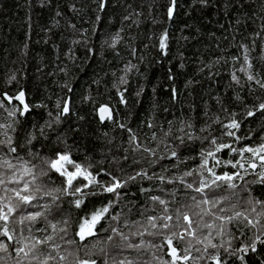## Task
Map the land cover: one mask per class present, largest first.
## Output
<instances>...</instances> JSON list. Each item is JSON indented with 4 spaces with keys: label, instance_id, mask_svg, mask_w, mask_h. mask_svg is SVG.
<instances>
[{
    "label": "trees",
    "instance_id": "1",
    "mask_svg": "<svg viewBox=\"0 0 264 264\" xmlns=\"http://www.w3.org/2000/svg\"><path fill=\"white\" fill-rule=\"evenodd\" d=\"M262 84L264 0H0V196L17 204L4 188L31 180L25 174L20 184L7 182L22 165L36 176L35 206L0 221V232L6 223L13 237L0 235L7 245L0 264H40L49 256L48 264H173V247L188 257L175 264H264V167L241 152L264 144ZM105 106L111 119L99 116ZM233 120L238 129L228 127ZM218 144L236 151L216 152ZM209 151L215 158L204 164ZM57 153L104 184L115 177L125 186L118 195L96 185L85 192L99 195H67L65 178L44 163ZM145 171L151 179L137 175ZM213 172L243 179L230 182L236 187L211 184ZM201 181L211 185L202 193ZM77 198L87 207L76 208ZM104 207L97 235L81 241L79 223ZM35 211L44 216L19 223ZM49 236L35 255L18 253Z\"/></svg>",
    "mask_w": 264,
    "mask_h": 264
},
{
    "label": "snow or ice",
    "instance_id": "2",
    "mask_svg": "<svg viewBox=\"0 0 264 264\" xmlns=\"http://www.w3.org/2000/svg\"><path fill=\"white\" fill-rule=\"evenodd\" d=\"M172 15V9L169 10V16ZM167 39V36L165 34L164 38L161 41L160 47L161 49H164L166 47V44L164 43V41ZM243 71V69H241ZM233 79H236L235 76H233ZM249 80L253 79L252 75L248 76ZM257 83H260V81H257ZM261 87H264V84L261 85ZM23 93H20V96L16 97L17 99H22L23 98ZM260 109H264V104L260 105ZM25 110H27V105H25ZM62 111L64 113L69 112V108L67 107V104L65 105V107L62 109ZM101 119H104L103 114L107 111H109L106 108H102L101 110ZM249 116L254 115L253 112H249L248 113ZM110 118V116H109ZM59 120V118L57 117V121ZM121 127H124V125H121ZM230 128H236L238 129L240 127L239 123H237L235 120H233V122L228 126ZM229 135H232L231 132L228 133ZM133 139H135V137H133ZM0 143H4L3 141H0ZM8 143H11V138H9ZM211 143L216 144V141L213 139L211 141ZM225 148H229L231 149V145L228 144H218L216 145V152L221 151L222 149ZM145 151H150L149 149L145 148ZM232 151H236L235 149H231ZM11 152H15L16 149L15 148H10ZM241 152H249L252 153L253 156H257L259 157V159L261 160L262 164L261 166L264 167V155H261L262 153H264V144L260 145L258 148H252V147H246L243 148L241 150ZM154 154V153H153ZM173 156H176L177 153L175 151L172 152ZM201 155L203 156L204 153L202 152ZM213 157L215 158V153L209 151L204 159V164H207V157ZM8 168L10 169H14L16 168L15 165H13L12 163H10L9 161H5L4 162ZM44 163L48 166L49 170H54L56 173H58L61 177H64V183L66 184V188L63 189V191L70 196H77V194H80L81 197H85L88 195L91 196H96L99 195L100 193H97L95 191L92 192H85V189H89L90 187L96 185L99 186L102 189L103 193H115V194H119L118 193V189H121L125 186V184H122L120 182V180L116 179L115 177H112V180L108 183V184H104L101 181H99L97 179V175H94L91 171H89L88 169L82 167V165H80L79 163H76V161L71 157V155H69L68 153H57L56 154V158L55 159H49V160H45ZM228 163H231V161H229ZM69 166H71L72 169L74 170H69ZM236 164H233L232 167H236ZM240 167H243V165H240ZM251 167L255 168L256 164L255 163H251ZM208 171H212L211 169H208ZM247 171V170H245ZM28 175L31 177V180H25L23 181V186L21 188H12V189H8V188H4L5 193H7L8 191H11L13 193V197L17 200V204L13 205L12 204V197H6V196H0V221H5L7 222L9 215L14 212L16 210L17 207H21L24 205H33V201L36 199V196L33 194V192L30 190V184L35 182L36 176L33 173V169L31 167H28L26 164L22 165L20 168V175H17L16 172L13 173V175L11 177H8L7 182L9 183H15V184H20L21 181L23 180V175ZM191 172H186L185 175H191ZM41 175H47V172L45 171H41ZM137 175H143L144 177H147L148 179H151L152 177L147 176V172H143V173H138ZM212 175L215 177V179H213L211 181V184H216V181H223L226 184H229V186L231 187H236L235 184H231L230 182L233 181L235 178L239 177L240 179H243V177H241L239 175V173H236L235 175H229L228 173H224L223 175L220 176H216V174L213 172ZM261 178H262V182H264V173H261ZM136 177H129V179L131 180H135ZM80 180V183H77L74 185V181ZM161 180H163V177H160ZM171 182V181H169ZM6 183V181L3 178H0V185H4ZM126 183V182H125ZM211 185L201 181L200 182V186L196 188L197 192H204V189L206 187H210ZM189 188L192 187L191 184L188 185ZM41 189L39 186H37L36 191L39 192ZM70 190V191H69ZM55 191L59 192L61 191V189H56ZM45 195L51 196L53 201H55L56 199H58L57 196H54L53 193L51 191H46L44 193ZM153 199L159 200V197H153ZM159 202L161 204H165L164 200H159ZM71 203H74L76 208H80L82 205H84L85 207H87L85 205V200L83 198H77L74 201H71ZM201 203H209V201L207 199H203L201 201ZM212 203H215V201H213ZM35 206V205H33ZM46 210H50V206L49 205H44ZM5 208L7 209V211H5ZM57 210H59L58 206H57ZM108 212V208L104 207L101 208L97 211H94L90 214V217H86L83 219L82 223H79V230L76 233V235L79 236L80 240L83 241L85 240L87 237H92V236H96L97 235V231H96V225L100 223V221L104 218L105 213ZM237 216H240L241 213H236ZM44 213L40 212V211H35V212H30L28 215L26 216H22L19 223L23 224L24 221H36L39 218L43 217ZM155 217L150 218V223L152 224L153 227H155ZM161 219H168L170 220L171 217H162ZM184 219L189 221V226L191 225V220L190 218L185 215ZM227 219H232V217H228ZM66 223V221H65ZM207 227H211V225H206ZM51 227L53 229L56 228V225L53 224L51 225ZM163 227H168L167 224H164ZM61 231H63V229H61ZM100 231H104L103 228H101ZM194 235V233H192ZM0 235L7 237V239L11 240L13 237L9 234V231L7 229L6 223H5V227L3 229L2 232H0ZM52 237L49 236L47 237V239L45 241H36L35 243H33L30 247L28 244H25L24 247L18 249V253L19 252H24L25 257H27L29 255V252H33L36 248V244L38 243H47L49 240H51ZM71 243V241H69ZM168 244L171 245L172 244V240L171 238H168ZM129 247H132L131 244L128 245ZM212 247H216V245H212ZM28 248L29 251L25 252L24 249ZM254 248V246H253ZM0 251H7V245L6 244H2L0 243ZM172 252V257H173V264H175V261L177 259H184L187 260L188 257L187 255H185L184 257H179L177 255V249L175 247H173L171 249ZM35 255V253H34ZM36 259H39V256H35ZM51 257H46L45 259H43L40 264H48V260ZM61 259H65V257H61ZM79 264H96V261L94 260H80ZM120 264H124L123 261L120 262ZM129 264H131V262H129ZM217 264H219V261H217Z\"/></svg>",
    "mask_w": 264,
    "mask_h": 264
},
{
    "label": "water",
    "instance_id": "3",
    "mask_svg": "<svg viewBox=\"0 0 264 264\" xmlns=\"http://www.w3.org/2000/svg\"><path fill=\"white\" fill-rule=\"evenodd\" d=\"M103 108H106V109H108L109 111H107V112H105L104 114H103V116H104V119L103 120H107V119H111L112 117H113V111H112V109L110 108V107H108V106H105V107H103ZM102 109V108H101ZM100 109V110H101ZM99 110V116H100V118H101V111ZM24 113H25V110H24ZM109 116H110V118H109ZM88 238V237H87ZM86 238V239H87Z\"/></svg>",
    "mask_w": 264,
    "mask_h": 264
},
{
    "label": "rangeland",
    "instance_id": "4",
    "mask_svg": "<svg viewBox=\"0 0 264 264\" xmlns=\"http://www.w3.org/2000/svg\"><path fill=\"white\" fill-rule=\"evenodd\" d=\"M69 170H70V166H69ZM181 236L185 237V233L182 232L181 233Z\"/></svg>",
    "mask_w": 264,
    "mask_h": 264
}]
</instances>
